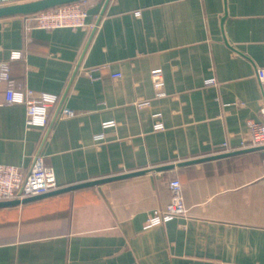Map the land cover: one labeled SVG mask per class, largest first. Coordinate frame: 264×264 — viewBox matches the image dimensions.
<instances>
[{
    "label": "crops",
    "instance_id": "obj_1",
    "mask_svg": "<svg viewBox=\"0 0 264 264\" xmlns=\"http://www.w3.org/2000/svg\"><path fill=\"white\" fill-rule=\"evenodd\" d=\"M15 24L12 47L3 36ZM15 50L23 57L11 60ZM0 62L17 89L60 96L48 128L28 129L25 105L7 104L0 80V163L26 170L40 155L60 188L111 178L0 207V264H264V148H241L264 122V0H113L102 12L90 4L77 29L27 31L22 17L3 18ZM65 107L75 115L61 118ZM224 144L232 151L220 153ZM173 178L190 216L145 229Z\"/></svg>",
    "mask_w": 264,
    "mask_h": 264
},
{
    "label": "built area",
    "instance_id": "obj_2",
    "mask_svg": "<svg viewBox=\"0 0 264 264\" xmlns=\"http://www.w3.org/2000/svg\"><path fill=\"white\" fill-rule=\"evenodd\" d=\"M96 5L102 12L105 5L113 4V0H86L83 2L63 5L54 8H48L21 16L24 20L25 29L32 31L34 29L52 30L62 27H70L73 29L86 27V18L88 16V6ZM114 12L119 13L117 7L113 5ZM139 14V12H137ZM23 57L20 50L12 51L10 59ZM98 68H90L87 73L92 74ZM121 73H113L115 79L121 78ZM255 77L260 85L261 100L260 113L264 116V67L259 66L255 70ZM151 78L157 97L165 95L164 77L161 68L151 71ZM93 79H96L95 77ZM0 80L6 82V103L9 105L21 104L26 107V127L28 129L38 127L47 129L50 124V110L56 106L60 100V96L47 92L36 93L32 89L19 90L15 81L10 74V65L7 62H0ZM215 78L207 79L205 86L217 85ZM149 100H140L137 102L138 108L148 106ZM104 104V102L100 103ZM75 115V111L68 107L61 110V118L71 117ZM154 129H163V122L160 119V113L153 115ZM116 125L114 119H106L103 121V127H113ZM103 134L96 135L99 139ZM242 149L246 148H264V122L252 123L250 131V139L248 143H243ZM232 151L227 145H222L220 153ZM60 187L57 184L53 168L47 165L42 156H35L33 163L29 169H22L16 165L0 163V201L24 200L29 197L42 195ZM171 199L163 210H156L151 213L144 225V228H150L156 225L166 223L175 218H188L190 216L189 209L186 207L183 199V186L179 179L173 178L169 182Z\"/></svg>",
    "mask_w": 264,
    "mask_h": 264
},
{
    "label": "water",
    "instance_id": "obj_3",
    "mask_svg": "<svg viewBox=\"0 0 264 264\" xmlns=\"http://www.w3.org/2000/svg\"><path fill=\"white\" fill-rule=\"evenodd\" d=\"M83 1H86V0H30V1L20 2V3L9 4V5H2L0 6V19L9 18V17H21L27 14H32L40 10L59 7V6L78 3V2H83ZM12 36H14V42L9 43L10 46L12 47L18 46V37H19V25L18 24H15L13 26L11 33L4 34L3 40L8 44L7 38L8 37L10 38ZM165 168H169V167H159L154 170H161ZM138 174L140 173H132L129 175H124V176H133V175H138ZM117 178H120V177H117ZM108 180H111V178L71 185L69 187L59 188V189H56L54 191H51V192H48L42 195L29 197L22 201L20 200L0 201V207L20 205V204L28 203L36 199H40L42 197L55 195V194H59V193L66 192V191H71V190L78 189V188L85 187V186L95 185V184L105 182Z\"/></svg>",
    "mask_w": 264,
    "mask_h": 264
}]
</instances>
